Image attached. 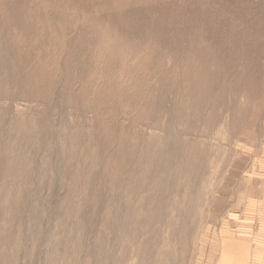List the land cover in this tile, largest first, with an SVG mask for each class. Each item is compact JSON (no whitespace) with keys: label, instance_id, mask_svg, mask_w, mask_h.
<instances>
[{"label":"rangeland","instance_id":"1","mask_svg":"<svg viewBox=\"0 0 264 264\" xmlns=\"http://www.w3.org/2000/svg\"><path fill=\"white\" fill-rule=\"evenodd\" d=\"M85 1L0 0V25L16 6L42 21L46 13L52 16L48 7L58 4L76 6L67 16L82 17L84 24L89 16ZM86 2L92 4L94 17L101 13L107 18L115 7L114 14L122 7L120 14L133 13L141 25L149 22V16L158 17L156 10L167 5L179 11L180 27L191 24L183 20L190 13L181 10L195 9L193 17L199 21L197 8L212 7L208 0ZM201 2L204 6L197 5ZM150 7L156 10L142 18L137 15ZM30 16L23 22L31 23ZM197 23L201 22L193 23L194 27ZM109 30L113 44L116 37ZM200 30L208 40L206 49L228 66L232 61L235 73L225 72V92L214 94L224 100H209V107L197 118L189 110L181 84H174L169 94L179 98L178 106L166 105L170 111L177 107L179 120L167 114L164 104L161 110L150 108L149 116H142L149 107L146 97L159 95V86L144 79L148 75L142 72L111 77L121 81L122 88L107 84L108 76H95L101 80L99 86L90 82L84 89L76 81V70L34 67L23 61L32 65L21 73L29 75V83L19 89L7 86L0 97V264H197L206 234L225 217L215 215L217 206L225 196L232 202L237 195L240 176L233 187L225 186L234 165L245 161L239 126L264 96V58L220 57L239 55L244 49L215 44L221 37L209 33L212 28ZM131 40L141 46L140 40ZM242 46L246 47L242 55H254L246 53L254 45ZM106 65V60L100 64L102 73ZM69 71L74 72L70 78L74 82H68ZM41 75L49 81L35 85ZM130 83H136L135 89ZM119 89L122 92L117 94ZM131 95H137L136 101ZM12 96L19 100L11 102ZM172 141L178 148L171 153L168 143ZM247 161L253 164L252 159Z\"/></svg>","mask_w":264,"mask_h":264},{"label":"bare ground","instance_id":"2","mask_svg":"<svg viewBox=\"0 0 264 264\" xmlns=\"http://www.w3.org/2000/svg\"><path fill=\"white\" fill-rule=\"evenodd\" d=\"M86 1L84 3H86L85 7L87 9L83 8L84 5H82V8L88 12L87 15L89 14V16H86L87 21L85 20L84 24L82 17L76 16L74 20L73 17L67 16L70 11H74L72 9L76 6L67 7L59 4L48 7L51 8L48 11H52L53 17L46 13L47 16L42 21L39 18L34 20V17L32 18L34 14L30 16L29 11L20 9L17 6L3 18L4 23L0 25V97H2L3 88L7 86H14L19 89L23 84L29 83V75L21 74L22 71H28L32 67V65L27 66L23 63L26 60L32 63L34 67H49L52 69L65 67L66 69L76 70V81L81 83V86H85L84 89L90 86L88 85L90 82L94 84V87L97 83L96 86L98 87L101 82L98 79L107 76L109 77L107 84L112 83L116 87L122 88V82L112 80L111 77L116 79L118 74L126 71H130L132 75L133 73L142 72L148 75V77L144 76V79L152 81V84H156L157 87L159 86V89H157L159 95H156L158 97H155L157 92H154V96L145 92L149 95H146L147 100H145L149 107L143 110L142 116H149L147 114H150V108H157L155 112L159 111L162 104H164L167 114L171 115L173 119L179 120L181 113L177 114L175 111L177 108L175 106H178L180 102L179 98L169 96L172 88L179 84L183 87L184 96L190 101L189 110L193 111L196 118L209 107L206 105L209 100L217 103L224 100L215 99L214 94L217 91L225 92L226 75L224 73L228 71L235 73L234 68L232 69L233 62H228L229 67L226 65L227 62L220 61L219 57L212 53V50L206 49L208 40L200 30L201 26H192L193 23L207 21V14H204V17L198 21L193 17L195 9L186 8L181 10L182 14L190 13L183 20H187L191 24L180 27L176 22L179 16V11L176 8H168L166 5V7L161 6L160 10H156L150 7L149 10H146L148 12L137 15L142 18V16L145 17L146 14L154 10L160 15L158 17L148 15L149 22L146 21L147 25L142 24V26L141 23L136 22L134 16L132 18L133 13L130 17L124 15L122 11V14H120L119 11L122 10V7L119 11L117 10L118 14H114L116 9L114 6L113 15L107 18H104L105 16L101 13H96L94 17L95 13L91 12L92 4ZM15 4L18 5V3ZM36 9L39 10L38 7ZM26 15L30 16L31 23L23 22L22 19ZM50 18L56 22L55 25L50 24ZM109 29H113L116 37V42L113 44L112 40L114 38L111 37L110 32L112 31ZM131 39L140 40L141 46H138ZM151 50L156 51L157 54ZM168 52H172V56L167 57ZM57 57H60L58 61H61V64H57ZM78 60L82 62L77 64ZM104 60L107 61L105 67L107 69L102 73L99 69ZM63 61L66 65L63 64ZM165 61L168 63L167 65ZM111 70L115 71V74H109ZM68 73L71 76H67ZM60 74L64 78L63 84L66 85L65 72L62 71ZM72 74L74 72L69 71L66 73L68 82H74L70 81ZM95 76L98 79H94ZM174 77L177 81H173ZM134 78L132 77V79ZM48 81L49 77L41 75V81L34 84L44 86ZM143 83L145 84V81ZM135 86L136 83H130L132 90L135 89ZM121 92L122 90L119 89L117 94ZM84 94L88 95V93ZM132 95L131 100L136 101L137 97L135 96L137 95ZM9 99L13 103L19 100L16 96L9 97ZM138 101L140 100L137 99ZM168 103L175 105L173 110L167 109L166 105ZM165 131L169 132L167 127ZM173 137L172 134L168 139L173 140ZM168 147L171 149V153L175 152L178 148L177 142L168 143Z\"/></svg>","mask_w":264,"mask_h":264},{"label":"crops","instance_id":"3","mask_svg":"<svg viewBox=\"0 0 264 264\" xmlns=\"http://www.w3.org/2000/svg\"><path fill=\"white\" fill-rule=\"evenodd\" d=\"M197 5L204 6L203 2ZM208 5L212 7L207 11L197 8L201 18L206 12L207 22L196 26L212 28L209 33L221 37L215 44L244 49L239 55L220 57L264 58V0H208ZM246 44L254 45L250 47L253 51H246L254 55H242L246 49L242 45ZM258 101L257 110L250 111L239 126V148L245 161L234 165L229 186H225L230 189L240 176L237 195L232 202L224 195L217 206L215 215L224 213L225 217L206 234L197 264H264V96ZM248 159L253 164L248 165Z\"/></svg>","mask_w":264,"mask_h":264}]
</instances>
